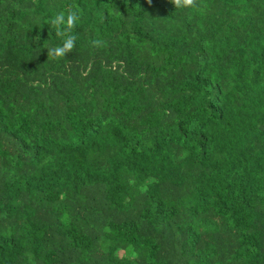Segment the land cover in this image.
Wrapping results in <instances>:
<instances>
[{
    "label": "trees",
    "instance_id": "trees-1",
    "mask_svg": "<svg viewBox=\"0 0 264 264\" xmlns=\"http://www.w3.org/2000/svg\"><path fill=\"white\" fill-rule=\"evenodd\" d=\"M0 264H264V0H0Z\"/></svg>",
    "mask_w": 264,
    "mask_h": 264
},
{
    "label": "clouds",
    "instance_id": "clouds-1",
    "mask_svg": "<svg viewBox=\"0 0 264 264\" xmlns=\"http://www.w3.org/2000/svg\"><path fill=\"white\" fill-rule=\"evenodd\" d=\"M171 3L174 4L176 8H196L199 4V0H171ZM79 19L80 16L77 10L68 12L60 11L54 15L50 24L51 27L55 29L57 37L62 38V44L50 47L47 51L48 57L59 59L73 51L77 37L72 34V30L76 27ZM91 43L95 47H100L103 42L97 39L93 40Z\"/></svg>",
    "mask_w": 264,
    "mask_h": 264
}]
</instances>
